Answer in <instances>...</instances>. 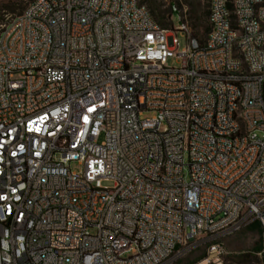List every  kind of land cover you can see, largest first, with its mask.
Here are the masks:
<instances>
[{
    "label": "built area",
    "instance_id": "obj_1",
    "mask_svg": "<svg viewBox=\"0 0 264 264\" xmlns=\"http://www.w3.org/2000/svg\"><path fill=\"white\" fill-rule=\"evenodd\" d=\"M169 14L33 0L0 26V264H223L254 223L264 247V0H207L203 40Z\"/></svg>",
    "mask_w": 264,
    "mask_h": 264
},
{
    "label": "rangeland",
    "instance_id": "obj_2",
    "mask_svg": "<svg viewBox=\"0 0 264 264\" xmlns=\"http://www.w3.org/2000/svg\"><path fill=\"white\" fill-rule=\"evenodd\" d=\"M32 1L33 0H0V26L7 18L21 14ZM140 3L147 8L149 13L159 23H162L160 21L164 18L163 16L170 11L171 5H174L180 16H186L192 35L198 40H203L205 38L207 33V0H140ZM171 23L173 28L179 26L176 15L173 16ZM177 40L179 44L178 49L181 50L184 47V40L179 36H177ZM168 65L173 68L177 67L175 60H168ZM149 117V114H144L142 119H147ZM70 169L74 173L80 172V167L77 164H72ZM184 174L186 176V172ZM223 246L228 253L223 259V264H264V254L262 253L264 247L260 237L259 225L257 223L224 239ZM259 251L261 252L257 254L260 255H257L256 252ZM203 252V249H199L180 258L172 264H188L190 261L201 256ZM200 262L197 264H201Z\"/></svg>",
    "mask_w": 264,
    "mask_h": 264
},
{
    "label": "trees",
    "instance_id": "obj_3",
    "mask_svg": "<svg viewBox=\"0 0 264 264\" xmlns=\"http://www.w3.org/2000/svg\"><path fill=\"white\" fill-rule=\"evenodd\" d=\"M206 15H207V14H206ZM151 16H152V15H151ZM169 16H170V14H169V11H168V13L165 14V15L163 16L164 18H162V20L160 21V22H162V23H159L158 21H156V20L154 19L153 16H152V18H153V20L156 22V24H157L159 27L165 29V28H167V27L169 26V23H168V22L165 23L166 18H169ZM198 250H199V249H198ZM196 251H197V250H196ZM260 252H261V251L256 252V254H257V253H260ZM204 257H205V253L203 252V254H202L201 256H199L198 258H196V259L190 261L188 264H197L198 262L202 261V260L204 259ZM263 261H264V258H263Z\"/></svg>",
    "mask_w": 264,
    "mask_h": 264
}]
</instances>
